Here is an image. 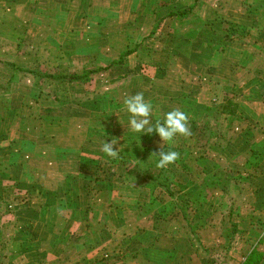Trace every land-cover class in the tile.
<instances>
[{"label": "crops", "instance_id": "0c3cea01", "mask_svg": "<svg viewBox=\"0 0 264 264\" xmlns=\"http://www.w3.org/2000/svg\"><path fill=\"white\" fill-rule=\"evenodd\" d=\"M0 15V29L22 27L21 33L15 29L21 39L1 47L4 63L9 57L10 63L23 58L21 49L27 44L48 56L49 62L58 61L52 54L61 53L67 57L61 61L68 70H73L70 64H78L77 73L96 64L93 69L98 71L91 76L108 77L112 91L124 86H118L116 79L133 74L130 78L135 80H119L130 90L123 96L142 92L153 104V123L180 109L194 125L189 137L177 136L170 145H160L162 151L179 153L176 163L186 169L176 170L175 183L182 188H174L173 199L163 193L150 195L146 189L120 184L110 173L123 174L127 164L110 163L101 148L103 141L116 139L119 155L136 164L141 141L159 151L158 137L139 138L141 134L118 127L128 117L122 111L111 115L96 111V122L102 119V123L90 129L83 123L92 97L79 99L76 107L57 117L62 124L78 123V130L65 127V134H73L78 146L58 138L46 142V133L38 132L32 133L40 140L38 145L17 147L4 155L14 157L7 166L14 164L10 169L19 172L14 176L2 170L0 185L4 189L16 185L25 198L16 201L22 205L11 224L15 234L7 244L12 252L0 254V264H214L211 251L228 239H215L214 234L239 235L229 264H242L253 250L262 255L259 264H264V0H0ZM113 27L145 28L141 37L132 32L125 36L138 42L147 38L144 43L152 49L145 51L147 55L127 54L115 46L107 49L106 42L116 40L110 35ZM184 33L190 35L183 39ZM8 50L12 55L6 56ZM123 57L126 60L119 65ZM39 58L36 55L33 62L40 63ZM29 86L35 95L33 83ZM13 95L11 99L23 108L22 93ZM40 97L37 93L36 102ZM126 98H112L110 106L115 99ZM106 99L95 97L93 102L109 105ZM228 100L237 107L234 115L221 113ZM212 108L225 123L221 147L199 130L201 122L213 124ZM8 109L6 103L0 117L4 121ZM112 116L117 118L111 120ZM234 122L237 129L231 125ZM11 123L9 132H0V139L22 141L29 136L18 129L16 117ZM52 151L65 158L59 179L49 164L37 161ZM27 154L34 158L30 164L18 158ZM151 203H156L154 208ZM182 215L191 218L187 224ZM23 227L29 228L24 229L30 237L24 238L26 233L17 229ZM186 228L199 236L208 234L210 240L196 244Z\"/></svg>", "mask_w": 264, "mask_h": 264}, {"label": "rangeland", "instance_id": "374dc122", "mask_svg": "<svg viewBox=\"0 0 264 264\" xmlns=\"http://www.w3.org/2000/svg\"><path fill=\"white\" fill-rule=\"evenodd\" d=\"M1 16V15H0ZM185 22H187L185 20ZM228 27V26H226ZM22 28V27H21ZM21 28L20 29H16V27L14 26H9L7 29H0V50L3 51L1 49L2 48H7V43H9V45L11 46V44L13 43L14 39H18L22 36V34H18L19 32H15L16 30H20L21 33ZM139 28L141 27H117L114 28L112 30H110V35H116V40L114 42H106L108 43L106 48L107 49H113V46L120 48V50L122 49V51H124L125 53L128 52L129 54L132 52H144L145 51H149L152 48H149L148 45L146 43H144V38L141 42L138 41H131V40H127L125 33L127 32L128 34L130 32H132V34H137L138 37H141L143 34L145 35V28L143 30H139ZM186 28V27H184ZM166 29V28H165ZM173 29V28H172ZM177 29V28H176ZM230 29H233V27H230ZM118 34H124L123 36H121L120 38L118 37ZM190 34L188 33H184L182 35V38L184 39L185 37H188ZM178 37H181V35H179ZM21 39V38H20ZM5 40L4 44H1V41ZM24 42V40H23ZM105 43V44H106ZM178 46L180 47V49L183 47V43H177ZM181 44V45H180ZM14 45V44H13ZM27 44H25V46H23V48L21 49V55L23 58H16V62L20 63L21 66L25 63H31L33 64V59L35 57L36 59V55H38L39 60L40 61V66L41 67H37V69L39 70L38 73L39 74H44L47 73L48 71H50V73H54L55 71H57L56 69L51 70V67H54L53 63L56 62L57 63H64L63 59L67 58V57H62L61 53H55L52 54L56 56L55 59H57L58 61H54V62H50L49 67L48 64H45L46 61H48V56L46 58H44V54L42 53L39 54V50H35V48H31L30 45L26 46ZM22 47V46H21ZM90 48H93L92 46ZM88 48V50L90 49ZM7 52L6 56L12 55V53H10V50L5 51ZM123 52V53H124ZM140 53V54H141ZM3 54H0V57H2ZM10 61L6 62V63H10L11 62V58L9 57ZM15 60V58H14ZM66 60V59H65ZM126 60V57L123 58H119L118 59V63L119 65L124 64ZM37 62V61H36ZM3 60H0V117H2V112L4 111L5 107H6V103H9V109L6 111V113H10L7 114L8 121H7V116H5V121L3 118H0V121L4 122L3 124L0 125V132H9V129L11 128V126L13 125V123H11V121H13V117L17 118V127L19 128H23L25 130V132L27 133V135H29L27 138L22 139V141L20 139L15 138V140H2L0 139V159L4 158L5 160H1L0 161V173L2 172V174H4L5 172L10 173V175H14L19 172L15 167H13L12 169H10L11 166H15L13 165H8V161L10 159H13L14 157L11 155L10 157L4 156L5 153H10L9 151H13L15 150L17 147L21 148L22 146H31V145H38V142H40V140L38 141L37 139H35L32 136V133L35 134L37 136L38 132H43L46 133V135L48 136V138L45 139V141H53V140H57L60 139L61 142H63L65 145L69 144L70 146H78L79 142L74 143V135L71 133H66L65 132L69 129V126H71L70 128H76V130H78V123H76L75 125L73 123L66 121L65 124L61 123L59 121L58 122V116L62 115L64 112H66V110H71L74 107H76V104L78 103L77 101L79 99H85L86 97H92V106H88V113H87V120L83 123V125H86L88 128L90 127V129H95L96 126L98 125V123H102V119L100 120V122H96L97 119V115H96V111H98V114L100 115H104V114H110L113 112H121L122 113H126V111H124V102H118L117 99L120 98H126L125 94L129 93L128 89V85L124 84L122 81L120 82L119 80H123L124 82H129L130 79L135 80L136 78H130L133 77L135 75L131 74L132 76H129L130 74H128L129 77L125 76L124 78H120V79H116V84H119L118 86H122V84L124 85L123 88H121L120 90H113L110 89L111 85H109L110 79L108 77H106L105 75L103 76H91L88 77V81L86 82V84H82V85H73V84H66V83H60V82H52L49 79H45L44 81H41L42 79L39 80V83L42 85V89L43 92L41 91H37L34 89H31L32 91H34L36 94H40V98H39V102H36V94H32L29 90V88H31L29 85L31 83H33L34 81H36V79H38L36 76L34 78H32L31 76H27L23 73H18L16 72L15 74H12L11 68H9L7 66V64H3ZM68 63V62H67ZM45 64V65H44ZM77 64V63H76ZM78 65V64H77ZM77 65L75 64H70V66L73 68V70L71 69V71H75L77 72ZM96 64H93L91 69H93L95 67ZM67 66V65H64ZM23 67V66H22ZM33 65L31 66V69H33ZM48 67V68H47ZM61 67V65H60ZM68 67V66H67ZM36 70V68L34 69ZM90 70V69H89ZM59 71V70H58ZM105 72V71H103ZM104 74V73H103ZM14 76V78L11 80V78ZM140 77V75H137ZM142 76V75H141ZM41 81V82H40ZM115 81V79H114ZM114 84V83H113ZM115 85V84H114ZM113 85V86H114ZM17 88V89H16ZM22 93L23 95V99L24 100V107L23 108H19L17 105V100L15 99H11L14 98L13 94H17V93ZM10 94H12V96H10ZM46 94H50L53 95V97L58 98V102L60 104H56L53 101L50 100V97L47 96ZM102 94V95H100ZM120 94V96H119ZM103 96V97H107L106 101L109 102V105H101L99 102L98 103H94L93 100L96 97ZM113 101V106H110V99L112 98H116ZM90 99V100H91ZM41 100V101H40ZM49 102L52 105L49 106V104L47 103ZM39 104V107H35L34 104ZM120 110V111H118ZM19 112H21L19 114ZM121 114V115H125V114ZM213 114L212 115L213 119L211 118L210 121H213V125H217L216 128H218L220 130V133H222V131L224 130L223 125L225 124L223 121H221L220 119V115L218 114L217 109H211V112ZM61 117V116H60ZM125 119L123 121H120V125H118V127H121L122 129L125 130V132L130 131L127 128V120L128 117L124 116ZM127 117V118H126ZM117 118L116 116H112L111 120ZM71 123V124H70ZM226 125H228L226 123ZM232 126H234L236 129L239 127L238 122H234L233 124L231 123ZM67 126V127H66ZM190 126V130H194V125L192 126V123H189ZM68 129H66V128ZM201 125H199V130L201 129ZM66 129V130H65ZM197 130V128H196ZM69 134V135H68ZM221 137H217L215 138V140H212V142H215L214 146H218L221 145L222 143L225 142L224 136L221 134ZM9 138H12V136H10ZM179 139H181L179 137ZM191 139V138H190ZM200 139V137H199ZM91 140V139H90ZM183 143H186L183 139H181ZM26 141V142H24ZM196 141V140H195ZM200 141V140H198ZM91 142V141H90ZM62 143V144H63ZM142 143V142H141ZM141 143H140V147H141ZM150 143V142H149ZM188 144H190V140L187 142ZM52 143H50V146L52 147L53 145H51ZM221 147V146H218ZM6 149V150H5ZM8 149V150H7ZM5 151V152H3ZM27 152H29V149H27ZM56 156H53V151L49 152V153H45V154H41L37 159V161H40L42 164H49L50 170H54V174L56 173L58 176L57 178L59 179L61 177V175L63 174L62 170L64 168V161L65 158L63 155H59L57 152ZM2 155V156H1ZM97 156V155H96ZM22 157V160H26L27 163L31 161V159H34L32 156L30 157V154L27 155H21L18 158L20 159ZM98 157V156H97ZM110 159H115V158H109L108 157V161ZM116 159H119L120 163L126 164L128 162V159H126V157L122 154L119 155ZM4 161V162H3ZM93 159L91 158V161H89L88 163H92ZM97 161L99 163V165H102V161L100 162V160L97 158ZM32 163V162H31ZM119 163V164H120ZM5 164V165H4ZM30 164V163H28ZM123 164H121L120 166H122ZM5 166V167H4ZM179 166V165H178ZM57 167V168H55ZM103 167V166H101ZM178 170H180V168H178ZM46 172L43 171V174H45ZM74 184H76V182H74ZM6 187V189L2 188V186L0 185V197L3 196V198H0V254H7L8 252H12V250L9 248L8 244H10V241L12 239H14L13 235L14 233V229L11 228V224L12 221L15 219V213L14 211H18L20 210V202H16L22 198H25V196H19L22 195L20 194V192L18 193V191L16 190V185H9V186H3ZM75 187V186H74ZM63 189V188H62ZM76 193H79L80 188L75 187ZM155 193H161L158 190ZM158 195V194H157ZM6 197V198H5ZM70 204V201L68 202ZM152 208L155 207L156 203H151ZM12 215V216H10ZM190 216V215H189ZM191 218H189L188 220H190ZM187 220V219H186ZM187 220V221H188ZM194 220V219H193ZM19 221V220H18ZM187 224V223H186ZM27 226V225H26ZM30 225H28L29 227ZM188 226V225H187ZM28 227H23V228H17L18 230L22 229V231L24 233H26L25 235H23L24 238H26V236L30 237V233L26 232L25 229H29ZM25 228V229H24ZM187 231L192 235L190 236V239L193 240L196 244H202V242H207L208 239L207 235L208 234H204L202 236L200 233H197L195 231H191L189 228ZM21 233V232H20ZM196 234L197 236H195L194 234ZM21 236V234L19 235ZM239 235H234V236H228V235H222V234H214L213 237L216 238H222V237H227L228 239L225 240L224 244L219 243V248H216L215 250L213 249L211 251V258L212 261H216L218 263L221 264H229V253L231 255L233 252V249L235 248V245L238 243V237ZM198 237V238H197ZM3 244V246H2ZM205 252V251H204ZM208 254V252H206ZM2 255V257H3Z\"/></svg>", "mask_w": 264, "mask_h": 264}, {"label": "trees", "instance_id": "16d2710c", "mask_svg": "<svg viewBox=\"0 0 264 264\" xmlns=\"http://www.w3.org/2000/svg\"><path fill=\"white\" fill-rule=\"evenodd\" d=\"M129 54V53H127ZM7 64L9 68H11L12 74L23 73L27 76H31L34 78L35 76L38 78L36 81L33 82V87L37 89L38 91H42V85L39 83V80L44 81L45 79H49L52 82H60V83H66V84H73V85H82L86 84L88 81V77L95 74L98 70L90 69L87 71H84L82 73H77L75 71L68 70L67 66H64L63 63H53L54 67H51V69H56L54 73H50L49 71L47 73L39 74L37 67H41L39 63L33 62L31 63H25L21 66L20 63L14 62V63H3ZM45 64H49V61H46ZM44 64V65H45ZM34 66L33 69H31V66ZM61 65V67H60ZM47 67V68H48ZM36 68V70H34ZM105 68H100V70H103ZM59 70V71H58ZM14 78V76L11 78V80ZM40 81V82H41ZM50 98H53V100L57 101L58 98L53 97V95L46 94ZM236 105L232 103L231 100L226 101V103L221 108V113L226 115H234L236 112ZM202 128L200 134L208 135V139H214L221 135L220 130L216 128L217 125H213L211 123L207 122H201ZM141 158L136 164L126 163L127 167L123 174L117 175L114 171H111V175L115 177L120 184L129 185L134 188L138 189H146L149 191L150 195H152L157 190L166 196L170 198H174V188H182V186L178 185V183H175V177H176V170L178 168L186 169L185 165L182 163H174L170 165L169 167L165 169H158L155 167V160L156 157H152L151 155L154 153H157L158 150L156 148H153L151 144L146 141H141ZM120 160L119 159H110V163L116 164ZM179 165V166H178ZM185 206V205H184ZM186 207H188L186 205ZM187 218L185 215H182V221L187 223ZM190 229V228H189ZM191 230V229H190ZM192 231V230H191ZM262 259V255L258 253L257 251L253 250L251 251L248 256L245 258V261L242 264H259ZM214 264H221L216 261H212Z\"/></svg>", "mask_w": 264, "mask_h": 264}, {"label": "clouds", "instance_id": "9594fccd", "mask_svg": "<svg viewBox=\"0 0 264 264\" xmlns=\"http://www.w3.org/2000/svg\"><path fill=\"white\" fill-rule=\"evenodd\" d=\"M124 111L128 114L127 128L137 134L143 135L155 134L160 144L159 151L152 154L156 157L155 167L165 169L174 164L179 158V153L174 150L162 151L160 145H170L175 137H189L191 130L189 126V117L186 112L180 109H173L166 112L161 122L159 119L153 123V104L145 99L142 92L128 96L124 100ZM117 140L111 139L102 143V152L109 158H117L120 153V147H116Z\"/></svg>", "mask_w": 264, "mask_h": 264}]
</instances>
